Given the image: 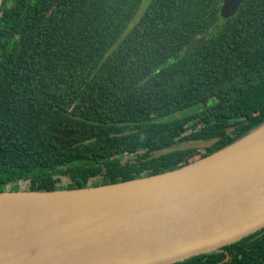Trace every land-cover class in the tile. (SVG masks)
<instances>
[{
  "label": "trees",
  "instance_id": "trees-1",
  "mask_svg": "<svg viewBox=\"0 0 264 264\" xmlns=\"http://www.w3.org/2000/svg\"><path fill=\"white\" fill-rule=\"evenodd\" d=\"M221 3L3 0L0 192L16 184L53 191L61 177L84 188L172 171L194 154L120 157L216 140L203 158L263 122L264 0H242L223 19ZM67 131L74 136L56 134ZM221 250L176 264H264V229Z\"/></svg>",
  "mask_w": 264,
  "mask_h": 264
},
{
  "label": "water",
  "instance_id": "water-1",
  "mask_svg": "<svg viewBox=\"0 0 264 264\" xmlns=\"http://www.w3.org/2000/svg\"><path fill=\"white\" fill-rule=\"evenodd\" d=\"M204 40L190 41L183 54ZM261 229L264 121L172 171L95 187L0 192V264H176L223 252Z\"/></svg>",
  "mask_w": 264,
  "mask_h": 264
},
{
  "label": "rangeland",
  "instance_id": "rangeland-1",
  "mask_svg": "<svg viewBox=\"0 0 264 264\" xmlns=\"http://www.w3.org/2000/svg\"><path fill=\"white\" fill-rule=\"evenodd\" d=\"M148 1L149 0H143V5L147 4ZM240 1L241 0H222V3L220 5V10H219L220 11V13H219L220 19H223L224 17H228V16L232 15L233 9L237 5V3ZM141 12H142V9H140V11H138V13H137L134 21L131 23L130 27L138 20V17L140 16ZM226 15H228V16H226ZM189 110H195V109L191 108ZM183 113H185V112H183ZM183 113H180V114H183ZM180 114L174 115L172 117H168L167 119L176 118V117L180 116ZM208 145H209V143H203V142H199V141H195V142L185 141L182 143H175L170 148H172L171 150H184V149H188V148H195V150H198V153L200 155L201 153H203V148L208 146ZM165 152H166L165 150H158V151H155L154 153H152V155L158 156V155L165 153ZM181 152H183V151H181ZM200 158H201V156H199V157L196 156V158L190 162L196 161ZM99 181L100 180H98V178L96 180H93L90 184H88V187H91L92 186L91 184L99 183ZM56 186L58 187V189H56V190L74 189L72 187L71 182L69 181V179L67 177H61L60 182L56 183ZM25 187H26V184H25V186L23 184H16L12 189H10V190L6 189L5 191L6 192L25 191L24 190Z\"/></svg>",
  "mask_w": 264,
  "mask_h": 264
},
{
  "label": "flooded vegetation",
  "instance_id": "flooded-vegetation-1",
  "mask_svg": "<svg viewBox=\"0 0 264 264\" xmlns=\"http://www.w3.org/2000/svg\"><path fill=\"white\" fill-rule=\"evenodd\" d=\"M199 142H201V141H199ZM202 142L203 143H209L208 146L203 148V153H204L205 152L204 149L212 147L216 143V140L202 141ZM176 143H182V142H176ZM170 147L167 149H164L166 152L162 153L158 156H153L152 153H154V152H150L147 156H145L146 152H144V151H140V152H136V153H127L124 156L120 157V161L124 162V163H136V162H140V161H147V162H154L155 163V161H157L161 158L169 159L171 161V160H175L174 155H180L183 153L184 154H188V153L192 154L193 153L194 155L190 156L189 160L187 161V162H190L193 159H195L196 156L199 157V156L203 155V153H201L199 155L198 150H195V148H188V149H184V150H171L172 148H170ZM181 151H183V152H181ZM191 151H193V152H191ZM162 161L164 162L166 160L162 159ZM181 165H183V164H181Z\"/></svg>",
  "mask_w": 264,
  "mask_h": 264
}]
</instances>
